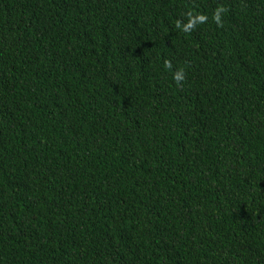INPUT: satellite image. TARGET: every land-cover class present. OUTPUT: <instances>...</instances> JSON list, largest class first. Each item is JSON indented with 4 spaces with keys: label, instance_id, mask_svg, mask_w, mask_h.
I'll return each mask as SVG.
<instances>
[{
    "label": "trees",
    "instance_id": "1",
    "mask_svg": "<svg viewBox=\"0 0 264 264\" xmlns=\"http://www.w3.org/2000/svg\"><path fill=\"white\" fill-rule=\"evenodd\" d=\"M0 264H264V0H0Z\"/></svg>",
    "mask_w": 264,
    "mask_h": 264
},
{
    "label": "clouds",
    "instance_id": "2",
    "mask_svg": "<svg viewBox=\"0 0 264 264\" xmlns=\"http://www.w3.org/2000/svg\"><path fill=\"white\" fill-rule=\"evenodd\" d=\"M175 78H176L177 80L182 79V78H183V73H182V72L178 73V74L176 75Z\"/></svg>",
    "mask_w": 264,
    "mask_h": 264
}]
</instances>
